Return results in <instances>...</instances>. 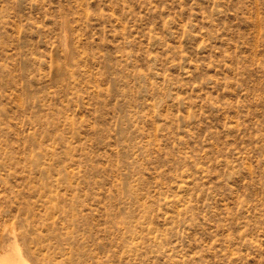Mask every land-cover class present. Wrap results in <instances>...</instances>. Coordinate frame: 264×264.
Returning a JSON list of instances; mask_svg holds the SVG:
<instances>
[{
	"label": "rangeland",
	"instance_id": "374dc122",
	"mask_svg": "<svg viewBox=\"0 0 264 264\" xmlns=\"http://www.w3.org/2000/svg\"><path fill=\"white\" fill-rule=\"evenodd\" d=\"M13 242L27 264H264V0H0Z\"/></svg>",
	"mask_w": 264,
	"mask_h": 264
},
{
	"label": "bare ground",
	"instance_id": "6f19581e",
	"mask_svg": "<svg viewBox=\"0 0 264 264\" xmlns=\"http://www.w3.org/2000/svg\"><path fill=\"white\" fill-rule=\"evenodd\" d=\"M14 243L15 242H13L8 248H4V250H2V252H0V264H27L28 260H27V258H25L24 251H22L23 248L21 249L20 247H18V244L16 245ZM25 249H26V247H25ZM27 252L29 254L30 251H27ZM33 254L34 255H32V254L31 255L33 256V258L35 259L37 264H42L43 262H46V260L48 261V259H49L45 255H39L42 253L37 254L38 256H36L35 253H33ZM39 256H41V257H39Z\"/></svg>",
	"mask_w": 264,
	"mask_h": 264
}]
</instances>
